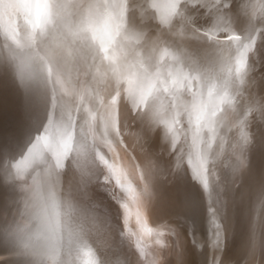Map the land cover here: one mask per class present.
I'll return each mask as SVG.
<instances>
[{
	"label": "bare ground",
	"instance_id": "1",
	"mask_svg": "<svg viewBox=\"0 0 264 264\" xmlns=\"http://www.w3.org/2000/svg\"><path fill=\"white\" fill-rule=\"evenodd\" d=\"M163 1L158 0L160 11ZM43 2L0 0V264H24L19 259L23 251H27L21 249L22 243L37 254L58 253V264H78L81 253L84 264H96L97 258L101 264H163L170 252L168 237L155 235L157 228L147 229L149 234L139 223L141 219L138 221L131 207L136 184L133 174L123 171L116 151L104 143L111 142L114 149L112 141L117 139L105 121L109 111L107 80L97 73L94 81L91 72L71 51L61 54L53 75L48 76L44 62L49 59V53L39 45L29 46L32 33L26 21L35 22L43 16L44 9L38 7ZM132 3L138 4L139 0ZM224 3H228L227 8L223 7ZM261 3L264 0H221L219 4L215 0H184L181 5L184 13L181 31L191 34L188 46L202 63L208 64L200 78L199 89L196 81L192 82L193 92H199L195 103L206 113L218 106L221 111L215 119L223 118L218 126L214 125L219 134L210 149L206 150L204 143L210 136L203 127L205 120L199 121L200 139L195 142L192 139L198 127L199 110L190 108L191 120L188 112H182L178 117L180 124L176 125L171 120L169 95L152 90L148 102L154 112L159 111L174 129H179V142L174 146L164 125H153L146 114L133 115L127 102H121L120 124L117 125L120 136L125 139L137 131L140 142L154 152L151 154L154 160L149 165L151 178L146 176V179L162 182L158 198L149 206L150 217L154 219L171 212L178 218L184 228L174 216H163L164 223L181 231L189 264H249L254 252L260 259L252 264H264V209L258 217L259 203L264 198V15L260 14ZM129 15L134 18L136 9ZM217 26L229 28L242 38L256 36L255 47L247 58L249 72L245 75V81L253 87L238 81L239 45L226 40L231 32L216 31L220 45L202 35ZM5 33L19 36L22 48L8 46ZM175 80L176 83L169 81L167 86L181 89L177 103L190 104L193 98L187 92V81L180 76ZM155 83L160 86L159 81ZM143 88L147 91L149 85L145 83ZM229 101H232L231 106ZM85 106L94 119L85 114ZM69 113L75 118V140L61 170L59 191L64 216L58 239H53L39 217L33 219L30 211L24 214L28 181L18 180L17 175L30 177L38 170L37 162L42 157L51 159L52 152L66 141ZM84 119L88 123L85 124ZM242 127L250 133L251 142L247 147V167L237 174L233 168L238 162L229 149L240 141ZM42 133L47 143L41 139L33 153L24 158ZM221 136L225 140L222 147ZM92 145L98 147L106 164L94 151L89 152ZM137 161L144 174L145 159L138 156ZM201 161H205L207 187L193 179L194 169ZM17 162L20 169L14 171L12 165ZM158 239L163 245L157 243ZM82 240L91 245V253L81 249ZM185 254L183 258L188 264Z\"/></svg>",
	"mask_w": 264,
	"mask_h": 264
},
{
	"label": "clouds",
	"instance_id": "2",
	"mask_svg": "<svg viewBox=\"0 0 264 264\" xmlns=\"http://www.w3.org/2000/svg\"><path fill=\"white\" fill-rule=\"evenodd\" d=\"M175 3L177 8L174 16L175 22L173 19L163 21L159 12L152 8V0H139L138 4H133L132 0H119L118 3L114 0L113 2L110 0H74L69 3H65L64 0H44L40 5L44 9L43 16L35 22L26 21L28 30L32 33L29 46L35 48L39 45L49 53V59L44 62V71L48 76L53 75L57 59L61 54L71 51L91 72L94 81L97 79V73L107 80V105L114 104V109L109 111V114L114 115L115 118V128L111 131L115 133L120 144L125 148L128 146L124 144L120 136V127H117L120 124L122 101L127 102L133 115L146 114L147 119L153 125H159L153 118V105L149 102L141 103L140 98L145 83L157 94H168L173 108L177 104L191 108L199 95L198 91L193 92L192 82L196 81L197 89H199L200 78L204 75L208 64L202 63L196 52L188 46L187 40L191 34L188 31H181L180 25L184 22L181 5L184 0H175ZM5 7L7 8L8 5ZM223 7L227 8L228 3H224ZM133 8L136 9L134 18L129 15ZM178 20L180 23L176 22ZM196 31L199 32L198 29ZM207 33L208 31H204L202 35L206 37ZM5 38L8 46L22 48L23 41L19 36L12 37L5 33ZM236 63L239 83L245 84L246 87H253V84L245 81V75L249 72L248 59H244L243 69L240 67L239 54ZM165 76L167 79L164 78ZM176 76L187 81V92L193 98L190 104L177 103L181 89H171L167 86L169 81L176 83L173 79ZM130 80L135 84L133 91L129 90ZM156 81H159V87L156 86ZM97 96L99 97V94ZM232 99L235 100V97ZM101 102H104L103 99ZM231 103L232 101H229L230 106ZM236 103L238 104L239 101ZM220 111L218 107L215 118ZM84 112L94 119V115L87 106ZM188 115L191 120V114L188 113ZM245 115L247 116V113ZM222 120V117L216 119V125L218 126ZM84 123H88L87 119H84ZM166 134L171 138L167 130ZM43 135L42 133L36 138L24 158L33 153ZM65 136L66 140L70 137V141L67 144L62 141L58 149L52 152L51 159L42 157L37 162L38 170H34L30 177L26 174L17 175L18 180L28 181L25 186L27 198L24 200V214L30 211L33 219L39 217L46 224L53 239H58L64 216L59 191L61 170L65 166L72 142L75 140V118L71 113L68 114ZM81 136L83 137V132ZM221 137L224 138V136ZM250 142L251 136L248 132L247 144L236 141V149L234 151L232 148L229 149L231 156L238 162L233 168L234 173L238 174L247 167V147ZM104 143L109 145L110 150L115 151L110 146L111 142L105 141ZM92 151L101 162L107 163L98 147L92 145L89 152ZM18 162L12 165L14 171L17 169ZM120 206L123 209L122 204ZM26 226L25 224L24 227ZM20 230L24 231V228ZM20 247L27 249L19 256L24 264H58V253L37 254L26 243H22ZM80 247L87 249L89 253L92 252V247L87 240H82ZM78 264H84L82 253ZM96 264H101L99 258Z\"/></svg>",
	"mask_w": 264,
	"mask_h": 264
},
{
	"label": "snow or ice",
	"instance_id": "3",
	"mask_svg": "<svg viewBox=\"0 0 264 264\" xmlns=\"http://www.w3.org/2000/svg\"><path fill=\"white\" fill-rule=\"evenodd\" d=\"M189 2H192V0H189ZM221 2V0H215V3L219 4ZM152 8L156 11L159 12L160 14V18L167 22L168 20L172 19L173 16L176 15L177 13V8H176V3L175 0H170L169 4L166 6L168 9L167 14L161 13L160 9H161V5L158 3V0H152ZM38 7H42V6H38ZM260 8V14L264 15V3H261L259 5ZM255 15V12L253 13ZM221 20L217 21V24L219 25L221 23ZM216 31H220V32H229L230 29L226 28V27H221V26H217L215 28H213L212 30H209L206 38L210 39L214 42H216L217 44H220V41H218L216 39ZM231 32V31H230ZM226 40L229 42H235L239 45L237 51L238 54L240 56V67L241 69L244 68V59L248 58V55L251 51H253L254 47H255V43H256V36L255 35H249L247 37L242 38L240 35L235 34L234 32H231V34L226 35ZM175 81V77L173 78ZM135 89V84L133 81H129V90L133 91ZM152 95V89L151 87H149V89L147 91L143 90L142 95H141V103H145L148 102V97ZM104 103V102H101ZM106 107L108 108V110L110 111V109H114V104L113 105H106ZM218 108V106L214 107L211 112L206 113L204 111V109L199 108V106L195 103L191 106V110H199L200 111V115L197 117V124L199 125V121L201 119L205 120V123L203 125V127H206L210 133V136L208 138L207 141H205V148L210 149L211 148V143L212 141H214L217 138L218 135V131H217V127H214V125L217 124V121L215 119V112L216 109ZM108 111L107 116L105 117V121H106V125L109 128H115V118L114 115H110ZM170 115H171V120L172 122H174L176 125L179 124L180 120L178 119V117L182 114V112H188L189 114H191L190 108L187 107H183L179 104H177V106L175 108L172 107V103L170 105ZM153 118L154 120L159 124V125H164L167 132L169 134H171V139L173 141V145L175 146L178 142H179V136L177 135V132L179 131V129H174L172 127V124L169 123L168 120L164 119L163 116L160 114L159 111H155L153 113ZM245 119H247V116L245 115ZM241 126H243L244 121L241 120L240 121ZM202 129L200 127H197L195 132L193 133L192 139L193 141H197L200 139V131ZM70 137H68V139L65 141V143L67 144L70 141ZM187 139V135H185V140ZM43 142L46 144L47 143V137H42ZM225 142L223 137H220V145L222 147L223 143ZM240 142H242L243 144H247L248 143V132L243 130V127L241 128L240 131ZM237 147V144H232L231 148L234 151ZM207 157L205 156V161H206ZM205 161H201L200 165L198 168L194 169V175H193V179L197 180L198 182L202 183L204 185V187H207V179L204 175L206 169L204 167V162ZM180 161L178 160L177 162V167H179ZM20 169V165L17 164V170ZM146 176L148 177V179L150 180L151 178V169L149 167V165H145V171L144 174L141 176V179H145ZM127 190V189H126ZM151 194L150 192V185L149 183L145 184V188H144V192L142 193V195L147 198L149 195ZM259 206L261 209H264V198H262L260 200ZM162 228H166L168 229L169 233H172L174 230L168 226L167 224H163L161 225ZM158 235L163 236L164 232H159ZM158 244L163 245V241L162 240H157ZM177 255L179 257H182V253H181V247H180V243L179 241H177ZM215 259V258H214Z\"/></svg>",
	"mask_w": 264,
	"mask_h": 264
},
{
	"label": "rangeland",
	"instance_id": "4",
	"mask_svg": "<svg viewBox=\"0 0 264 264\" xmlns=\"http://www.w3.org/2000/svg\"><path fill=\"white\" fill-rule=\"evenodd\" d=\"M135 137H137V138H135ZM137 139H138V133H137V131L133 132L128 137H126L125 139H123L124 144H126L128 146L127 148H125L124 146H122L120 144L119 138H117L115 140V142H113L111 140L112 141V145H113V147H114V149L116 151V154L118 155L119 161L122 164L121 167L123 168V171L129 172L130 174L132 173L133 174L132 176H133V178L136 181L135 189L133 188V194H134L133 195V201L131 200V207H132V209L134 207V210L136 212V213H134V215L137 214L135 216H138L137 217L138 218V221L141 219L139 221V223L143 227L145 226L144 228L146 230L147 229L150 230L151 228H157V233L154 232L155 235H158V233L162 231V232H164V235L163 236L168 237V241H169V244H170V252H169V255H168L167 259H165L163 261V264H185V260L183 258V253L185 254L186 252H185V248H184L183 241H182L181 234H180L181 231L180 232L176 231L175 228H173L171 224L164 223L165 220H163V216L164 215L174 216L177 220H178V218L175 215H173L171 212L163 213L159 217L154 218V219L150 217L149 206L151 205L153 199L158 198V196L160 194L159 191L161 189V183L162 182L161 181L149 182V181H147L146 178L143 179V180L141 179V176L143 175L142 174L143 171L139 168L140 166H139L138 161H137L138 156H141V157H143L145 159L146 165L147 164L150 165V163L154 160V157H152V155H151V154H154V152L151 149H148L143 143L140 142L139 139L138 140ZM128 169H129V171H128ZM134 169H135V171H134ZM136 176H138V177H136ZM175 177H176V175H175ZM140 181H141V183H140ZM146 183H149V185H150V192H151V194L147 198H145L142 195V193L144 192V188H145V184ZM262 210L263 209H260V212H258V217L261 216ZM139 216H141V217H139ZM144 222H145V224L147 226L144 224ZM163 224H167L174 231L172 233H169L168 229L161 227V225H163ZM180 225L182 226V228H184L181 222H180ZM148 233L151 234V232H149V231H148ZM177 241H179V243H180L182 257H179L177 255V251H176V249H177ZM182 250H183V252H182ZM254 253L252 254L253 259H250V262L248 260L249 264L256 263L257 260L260 259V256L257 255V253H255V254ZM185 256H186V254H185ZM186 260H187V256H186ZM187 262H188V260H187ZM188 264H189V262H188Z\"/></svg>",
	"mask_w": 264,
	"mask_h": 264
},
{
	"label": "water",
	"instance_id": "5",
	"mask_svg": "<svg viewBox=\"0 0 264 264\" xmlns=\"http://www.w3.org/2000/svg\"><path fill=\"white\" fill-rule=\"evenodd\" d=\"M170 0H164L163 3V9L160 11L161 13L167 14L168 9H167V5L169 4ZM175 17L173 16L172 19H174Z\"/></svg>",
	"mask_w": 264,
	"mask_h": 264
}]
</instances>
